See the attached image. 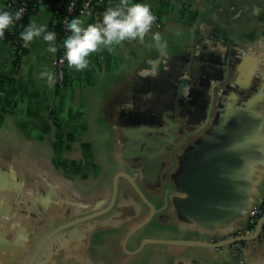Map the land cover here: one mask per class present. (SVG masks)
<instances>
[{
    "label": "crops",
    "instance_id": "0c3cea01",
    "mask_svg": "<svg viewBox=\"0 0 264 264\" xmlns=\"http://www.w3.org/2000/svg\"><path fill=\"white\" fill-rule=\"evenodd\" d=\"M138 2L149 3L156 16L144 40L126 39L111 51L101 47L82 70L67 64L63 88L49 87L39 76L44 66L55 71L57 50H47L49 41L30 42L17 69L16 48L0 41V79L10 81L0 85V193L7 194L0 202L4 220L13 225L2 229L11 239L15 233L30 239L46 219L59 223L113 209L101 220L123 224L115 230L109 264H264V241L258 240L245 242L243 262L228 247L155 244L135 253L144 240L226 237L220 229L213 238L201 230L182 236L195 224L180 219L174 208L180 196L175 177L178 160L193 145L203 144L194 150L201 155L214 146L241 145L240 184L247 182L251 205L264 199V0ZM5 6L0 0V10ZM56 6L57 0H37L25 26L34 18L51 29ZM79 17L87 26L88 16ZM155 32L168 42L163 54L155 47ZM151 60L159 74L141 77L140 69ZM232 129H250L254 138L227 139ZM101 145L106 148L98 163ZM130 179L153 207V218L126 243L129 230L151 213ZM162 220L174 221L172 233L150 232ZM246 221V215L233 219L229 232ZM89 228L72 248L57 249L50 264L66 254L76 264H99Z\"/></svg>",
    "mask_w": 264,
    "mask_h": 264
},
{
    "label": "water",
    "instance_id": "95a60500",
    "mask_svg": "<svg viewBox=\"0 0 264 264\" xmlns=\"http://www.w3.org/2000/svg\"><path fill=\"white\" fill-rule=\"evenodd\" d=\"M164 133L168 137L167 141L170 140L171 136L168 132L165 131ZM253 135L254 133L250 129H232V134H229L226 137L227 139L238 140L251 139L254 138ZM171 143H173V141L169 144ZM201 145H193V150L184 153L180 158V161L178 160L177 162L178 170L176 172L175 182L180 196L175 198L173 203L174 208L177 210L176 212L180 219H185L195 224L188 227L182 236H192L193 234H198L197 232L201 230L204 233L207 231V233H210L209 236L213 238L216 236L214 234L218 229L223 232L225 231L220 237L227 236L233 232H229V223L233 219L244 217L245 215L248 219L252 207L261 204L264 199L259 203L251 205L249 190L246 187L247 182L243 180L244 183L240 184L241 179L239 176L244 169L241 165L244 161V153H238L237 147H241V145L232 144L231 146H214L212 151H209L208 154L202 155L200 151H194L201 147ZM257 149L256 152L261 155L263 152L262 145L259 151H257ZM131 168L135 169L136 167L132 164ZM129 182L132 184L138 195L143 199L144 203H146L151 209V213L145 221L129 230V234L125 241L126 243L128 241L132 242L133 237L142 230V228L146 227L153 218V207L145 200L134 180L130 179ZM6 196L7 194L0 193V200ZM115 198L116 195L113 194L112 199ZM108 211L109 210H104L97 214L82 217L75 222L67 224V226H72L77 223L86 224L88 221L102 216ZM8 222L11 223L10 221ZM5 223L6 221L3 217V209L0 202V260L1 258L9 256L7 255L9 252L17 254L15 258L8 262H2V264H49L57 249L61 247L72 248L70 242L64 241L57 235L60 230L66 227L65 225L59 226L48 233L49 229H51V227L49 228V225L47 226V224H50V219H46L44 222L40 223L41 225L38 224L35 226L30 234V239H24L22 236L18 237L16 236V233L14 239H11L7 233L1 229V225ZM159 223L163 227L161 231L158 232V225H156V227L154 226V233H172L175 228L174 221L172 220L170 222H164V220H162ZM263 223L264 217L258 222L253 235L239 238L237 240H223L215 243L195 240H144L140 243L135 253H138L146 245L155 244L179 245L216 250L228 247L236 241L248 242L255 240ZM12 227L13 225L6 226L7 229H11ZM72 258L74 257L66 254L60 263L57 261V264H76L77 260L73 263L71 262V260H74Z\"/></svg>",
    "mask_w": 264,
    "mask_h": 264
},
{
    "label": "clouds",
    "instance_id": "9594fccd",
    "mask_svg": "<svg viewBox=\"0 0 264 264\" xmlns=\"http://www.w3.org/2000/svg\"><path fill=\"white\" fill-rule=\"evenodd\" d=\"M24 9L15 11L0 10V37L4 35L6 29L11 28L16 21L22 20ZM156 20L155 14L151 10L149 3L138 2V0H120L115 6L109 5L102 13V20L95 23H88L79 17L68 19L66 27L70 29V34L63 40V59L67 60L69 67L78 70L89 66V54L97 51L101 47H107L111 51V46L119 44L126 39L139 38L144 40L145 34L152 27ZM25 46H30L37 37L49 41L47 50L55 52V30L49 29L46 22H38L37 19L30 18L24 30L19 33ZM155 47L163 54L168 46L160 32L153 33ZM150 67L142 68L139 71L141 77L156 76L159 74L158 63L155 60L149 61ZM39 76L46 77L45 83L52 87L56 81L54 70L44 66L39 72Z\"/></svg>",
    "mask_w": 264,
    "mask_h": 264
},
{
    "label": "built area",
    "instance_id": "2783aa9c",
    "mask_svg": "<svg viewBox=\"0 0 264 264\" xmlns=\"http://www.w3.org/2000/svg\"><path fill=\"white\" fill-rule=\"evenodd\" d=\"M183 2H186L187 0H181ZM64 0H61L60 3H57V6L53 10L52 13V20H51V29H53L56 24H58V21L56 19V16L58 14V9L60 5H62ZM120 2V0H119ZM33 4V8L37 7V0H6V6L4 10H12L15 11L19 8H23L25 16L29 4ZM96 4H99L102 6V9L96 8ZM76 5V0H73L71 3L69 10L72 11L73 7ZM110 2H104V0H96L95 3H92L91 0H85L82 5L81 9L79 11L80 15H86L88 16L89 23H95L97 21L102 20V13L106 10L107 7H109ZM67 24V19H64L62 21V25L65 27ZM25 25L22 20L16 21V23L9 29H6L4 32V35L0 37L1 42H6V34H10L13 36V39L9 41V43L13 44V46L16 48L15 52V69L19 67V60L25 55L26 46L24 45V42L22 38L20 37L19 33L24 30ZM18 33V35H17ZM22 41V42H21ZM57 50V56H56V67L54 74L56 75V81L55 86L57 88H63L65 83V76H66V66L68 64L67 60L63 59V53L65 51L63 45H61ZM264 217V204L263 202L258 205H254L251 209V212L249 214V217L247 219L246 225L244 228L236 230L229 235H227L223 240H237L239 238L249 237L254 234L256 226L258 222ZM256 241H264V223L262 224V227L259 231V234ZM210 243L217 242L215 239H212L209 241ZM245 246V242L243 241H236L233 242L228 246L230 251L235 254L240 262H243L242 260V253Z\"/></svg>",
    "mask_w": 264,
    "mask_h": 264
},
{
    "label": "flooded vegetation",
    "instance_id": "af4514ba",
    "mask_svg": "<svg viewBox=\"0 0 264 264\" xmlns=\"http://www.w3.org/2000/svg\"><path fill=\"white\" fill-rule=\"evenodd\" d=\"M133 189H134V187H133ZM134 191L136 192L135 189H134ZM136 194L138 195L137 192H136ZM116 198H117V195H116ZM111 211H113V209L106 212L105 214H107V215L109 214V216H110ZM102 217H103V215L88 221L86 224L77 223L75 225L73 224L72 226H67V224L75 222L82 217H80V216H78L76 218L70 217L68 219L61 220V222H59V223L51 222L50 224H47V226L49 225V228L51 227V229H49L48 233L51 232L52 230H55L59 226L65 225L66 227L63 228L62 230H60L57 235L59 237H61L64 241H68L71 244H74L75 243L74 241L76 239L78 240L82 236V230L85 227H87V224H91V228L86 229V230L87 231L90 230L89 233H90V236H92L91 238H93V236H94L93 243L91 242V250L93 252V257H94L95 261H97L99 264H109L110 261H112L111 258L114 255V251H113V249H114V233H115L116 228H118V227L114 226V224H113L114 222L112 221L113 222L112 223L111 219H108V222L101 221ZM97 221H99L100 223H97ZM102 223H104V224H102ZM11 225H12V223L6 222L5 224L1 225V229L4 228L3 226L6 227V226H11ZM39 225H41V224H39ZM119 225H123V224L119 222ZM122 227H124V226H121V228ZM98 229L101 230L100 233H98ZM98 236H100V239L102 240V242L99 241L100 239H98ZM7 255H9V256H6L5 258H1L0 261L1 262H6V261L8 262L17 256V254H13L10 252Z\"/></svg>",
    "mask_w": 264,
    "mask_h": 264
},
{
    "label": "trees",
    "instance_id": "16d2710c",
    "mask_svg": "<svg viewBox=\"0 0 264 264\" xmlns=\"http://www.w3.org/2000/svg\"><path fill=\"white\" fill-rule=\"evenodd\" d=\"M26 1V0H25ZM85 0H76V5L73 7L72 11L69 10V7L71 5V3L73 2V0H64L63 4L60 5L59 9H58V14L56 16V19L58 21V24H56V26L53 28L55 30L56 33V46L57 48H59L61 45H63V40L66 37V35L70 34V29H68L66 26L64 27L62 25V21L64 19H70L72 17H76V16H80V9H81V5ZM110 2V4L112 6H115L117 3H119V0H104V2ZM61 0H57V3H60ZM92 3H95L96 0H91ZM37 8V7H36ZM36 8H33V4L30 3L28 6V10L25 14V16L23 17V23L24 25L26 24L27 19L33 15L36 11ZM96 8L102 9V6H100L99 4H96ZM23 31V30H22ZM18 35V33H17ZM13 39V36H11L10 34H6V42L9 43V41ZM22 42V41H21ZM27 51L25 50V53ZM68 81V75H67V71H66V76H65V83H64V87L66 86ZM10 81L6 80V79H0V85H7L9 84ZM264 204V201H263Z\"/></svg>",
    "mask_w": 264,
    "mask_h": 264
},
{
    "label": "rangeland",
    "instance_id": "374dc122",
    "mask_svg": "<svg viewBox=\"0 0 264 264\" xmlns=\"http://www.w3.org/2000/svg\"><path fill=\"white\" fill-rule=\"evenodd\" d=\"M105 148H106V146H100V152H99V157H101L100 159H99V161H97L98 163H102V161H103V159H104V150H105ZM156 225H158V232H160L161 231V229H162V227L163 226H161V224L160 223H158V224H156ZM115 226L116 227H119L120 225H119V223H115ZM156 227V226H155ZM154 228V227H153ZM153 228H151L150 229V232H154L153 231ZM146 233H147V231H146ZM73 245V244H72ZM72 259H74V258H72ZM86 260H87V258H86ZM71 262H73V263H75L76 261H75V259L74 260H71ZM76 263H79V262H76ZM85 264H86V262H85Z\"/></svg>",
    "mask_w": 264,
    "mask_h": 264
}]
</instances>
